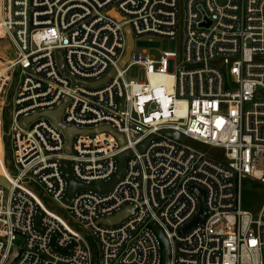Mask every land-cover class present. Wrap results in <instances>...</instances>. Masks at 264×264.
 Segmentation results:
<instances>
[{
    "label": "built area",
    "instance_id": "1",
    "mask_svg": "<svg viewBox=\"0 0 264 264\" xmlns=\"http://www.w3.org/2000/svg\"><path fill=\"white\" fill-rule=\"evenodd\" d=\"M180 28V61L134 52L137 39ZM0 38L14 52L0 55V142L14 152L9 170L0 152V264L14 253L10 264H163L154 226L169 264H264V203L257 219L241 206L244 179L264 184V0H0ZM63 104L62 125L79 131L70 154L43 117ZM127 152L113 190L64 203L65 161L82 186L107 185Z\"/></svg>",
    "mask_w": 264,
    "mask_h": 264
},
{
    "label": "rangeland",
    "instance_id": "2",
    "mask_svg": "<svg viewBox=\"0 0 264 264\" xmlns=\"http://www.w3.org/2000/svg\"><path fill=\"white\" fill-rule=\"evenodd\" d=\"M224 2L219 1V4H223ZM9 42L6 41L3 38H0V50H2L1 46H7V50L4 51V54L2 57L4 58H12L14 55L13 49L11 48V45L9 46ZM143 50L149 51L151 54L155 56H160L164 52L169 53H175L178 57L177 61H180L183 53V33L182 29H179L178 35L174 39H166V38H160L155 36H144L136 40L135 42V53H140ZM132 74L139 75L140 73L137 71V69H134L132 71ZM15 86L13 87V90L9 96L11 98L12 94L14 93ZM264 99V94L260 93L256 95L255 101H259ZM247 110L251 109V107H246ZM8 130V127L6 128ZM186 146L199 151L201 154H203L206 157L209 158H220L222 155V151L211 148V147H205L201 144L193 143V142H187ZM0 152L5 157V165L6 168L11 169L13 166V150L12 146L7 142L3 141L0 142ZM0 183L4 187H8V183L5 179H2ZM40 198L42 199L43 203L49 208L50 210L54 212H58L57 206H59L57 203H55L52 199H49L47 197H44L43 195H40ZM264 203V184L260 183L259 181H256L252 178H246L242 182V188H241V206L244 211H247L251 213V215L257 219L262 206ZM62 218L66 219L65 214H61ZM71 226H73L70 223ZM22 241L19 240L17 242V246H21ZM95 249V248H94Z\"/></svg>",
    "mask_w": 264,
    "mask_h": 264
},
{
    "label": "water",
    "instance_id": "3",
    "mask_svg": "<svg viewBox=\"0 0 264 264\" xmlns=\"http://www.w3.org/2000/svg\"><path fill=\"white\" fill-rule=\"evenodd\" d=\"M127 34H128V48H127V51H126L125 58H124V60H123V62L121 64L122 67H124L125 64L128 62V60L130 58V55L132 53V49H133V39H132V36H131V33H130L129 30H127ZM1 47H2V50H0V54H4V51L7 50V46H1ZM57 58H58V65H59L60 70L62 71V73H65V69H64V66H63V62H62L61 52H58L57 53ZM64 107H65V104L61 105L55 111L45 113L43 115V117H46V118L50 119L56 126H58L59 128H61L64 131L65 137H66L67 142H68L65 151H66L67 154H70V152H71V142H72V138L74 137V135L79 134V131H77L75 129L65 128L62 125V123H61V117H62L63 112H64ZM37 117L38 116H34V117L29 118V119H26L23 122V126H26L31 120H33V119H35ZM81 134H85V131H82ZM112 134H114L117 137V139L119 140L120 144H123V141L124 140H123V138H122L121 135L116 134L114 132H112ZM165 134L168 135V136H170V137H172V138H174V139H176V140H179L181 142H184L185 141V137L181 136L178 133H175V132H165ZM151 139H154V138H151ZM151 139L148 140V141H146V142H144L139 147V150L141 152H143L145 150V148L149 145ZM129 155H130V153L127 152V153H124V154H122V155H120L118 157V171H117V174L115 175V177H114V179H113V181L111 183H109L107 185L90 186V187L82 186L81 184H79V183H77L75 181V179L72 177V175L70 173L69 162L65 161L63 163V172H64V176H65V178H66V180L68 182V191H67L66 198L64 199V203L66 205H68L69 202H70V200H71V198H72V196L75 193H77L79 190H86V189L87 190H94V191L99 192V193H104V192L113 190V188L119 182V180H120V178H121V176L123 174V171H124V161H125V159ZM196 192L198 193V195L200 197V200H201V203H202L203 193L202 192H199V191H196ZM130 212H131V209H126L125 211H122V212L118 213L115 217H112L110 219L103 220L100 223L103 224V225H108V226L116 225L120 221H122L123 219H125ZM204 220H205V215H204L203 208L201 207V213H200V215L198 216V218L193 223L199 222V221L200 222H203ZM154 228L156 229L158 235L160 236V238H161V240L163 242V264H169V253H168L167 242L164 239L162 232L159 231V229L156 226H154ZM14 258H15V256H14ZM12 261L10 259V262H12ZM10 262L8 264H10Z\"/></svg>",
    "mask_w": 264,
    "mask_h": 264
},
{
    "label": "bare ground",
    "instance_id": "4",
    "mask_svg": "<svg viewBox=\"0 0 264 264\" xmlns=\"http://www.w3.org/2000/svg\"><path fill=\"white\" fill-rule=\"evenodd\" d=\"M1 180H2V179H1ZM1 180H0V181H1ZM0 184H1V183H0ZM1 185H2V184H1ZM14 256H15V254L11 257V261L13 260Z\"/></svg>",
    "mask_w": 264,
    "mask_h": 264
},
{
    "label": "snow or ice",
    "instance_id": "5",
    "mask_svg": "<svg viewBox=\"0 0 264 264\" xmlns=\"http://www.w3.org/2000/svg\"><path fill=\"white\" fill-rule=\"evenodd\" d=\"M255 243V241H253V244Z\"/></svg>",
    "mask_w": 264,
    "mask_h": 264
}]
</instances>
